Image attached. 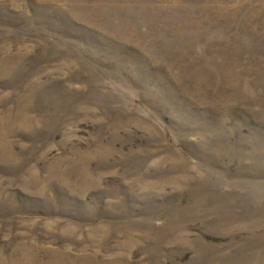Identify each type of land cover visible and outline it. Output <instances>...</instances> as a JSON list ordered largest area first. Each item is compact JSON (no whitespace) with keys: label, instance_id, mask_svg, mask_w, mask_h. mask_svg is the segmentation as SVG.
<instances>
[{"label":"rangeland","instance_id":"obj_1","mask_svg":"<svg viewBox=\"0 0 264 264\" xmlns=\"http://www.w3.org/2000/svg\"><path fill=\"white\" fill-rule=\"evenodd\" d=\"M0 264H264V0H0Z\"/></svg>","mask_w":264,"mask_h":264}]
</instances>
